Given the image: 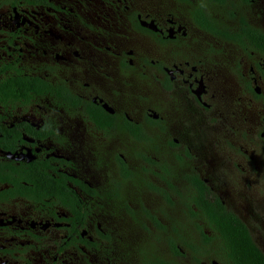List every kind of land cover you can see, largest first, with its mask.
<instances>
[{"label": "flooded vegetation", "instance_id": "obj_1", "mask_svg": "<svg viewBox=\"0 0 264 264\" xmlns=\"http://www.w3.org/2000/svg\"><path fill=\"white\" fill-rule=\"evenodd\" d=\"M178 1L0 0V264H138L141 238H148L142 224L153 234L158 229L150 216L167 224L160 210L165 202L152 188L167 187L152 167L164 161L160 153L172 165L179 151L197 157L194 169L210 192L243 219L252 218L249 202L219 191L223 178L228 180L225 171L241 173L237 184L243 186L252 178V155L227 153L233 136L242 138L245 131L248 145L264 158V134L252 139V85L258 95L264 93V72L253 64L262 59L223 36L236 30L231 20L238 8L252 24L256 3L255 21L264 28V0L226 6L220 0L198 1L205 10L211 6L206 11H214L221 24L213 33L193 27L181 10L188 6ZM136 21L162 39H179L178 44L162 48L133 27ZM198 35L209 42L206 49L214 50L219 68L203 58L171 57L187 53L188 44L202 45ZM25 79L40 81V87L3 98L8 87ZM87 105L104 111L102 122ZM30 168L37 175L25 179ZM50 181L65 194L64 204L54 205L47 196ZM32 191V198L22 195ZM176 209L170 216L178 233L170 231V238L190 243L198 226L209 232L197 210L193 219L181 200ZM63 227L78 234L71 238ZM155 243L153 257L181 262L165 243ZM185 248L181 254L193 255L195 264H217Z\"/></svg>", "mask_w": 264, "mask_h": 264}, {"label": "trees", "instance_id": "obj_2", "mask_svg": "<svg viewBox=\"0 0 264 264\" xmlns=\"http://www.w3.org/2000/svg\"><path fill=\"white\" fill-rule=\"evenodd\" d=\"M188 0H179L178 3H182L183 5H187L192 8L190 14H188L187 9L181 7L182 13L187 14L186 17L188 21L193 27H198L200 30H203L208 33H213L216 29H220V23L213 16L214 11H206L209 7L206 5V10L203 5H199L196 0L193 5L187 2ZM236 0H220L218 4H222V6H226L228 4L235 3ZM240 4H246L247 0H239ZM238 3V5H240ZM253 8V6H252ZM235 15H232V27L235 31H229L225 33L223 36L224 40L233 44L239 49L242 50H252L256 51L259 56H261L260 61L253 64L258 71L264 72V28L258 23V18L260 15L256 13V15H252V24L247 21L243 11L240 8L233 12ZM133 27L142 33H146L152 35V37L156 40V44L160 45L162 48L168 45L178 44L179 39H171L167 36L165 39L160 38L157 33L149 31L145 28H142L139 23L133 22ZM203 37L204 35L201 34ZM201 35L199 36V41L202 43L199 47H194L191 44L183 46L187 51H180L178 54H174L171 57L178 61H188L195 62L196 60L204 59L207 63L217 66L219 63L214 58L215 52L210 47L206 49L209 45L208 41H205ZM158 37V40L157 38ZM158 46H155V49H158ZM206 49L205 53H202L203 50ZM159 50H161L159 48ZM247 52V51H246ZM204 63V62H201ZM239 67L232 66L229 69L235 73L238 71ZM248 82V81H246ZM5 83V82H4ZM165 86L170 87L167 80L164 83ZM48 86V85H47ZM34 87H40V81L32 82L30 80H20L16 87H8L6 93L3 94L4 99H12V97H16V91L26 94L29 90H34ZM49 87V86H48ZM246 87L250 90L249 82L246 83ZM47 88V87H46ZM54 88V87H52ZM1 90V89H0ZM252 97L256 101L264 102V93L258 95L254 90L252 85ZM75 102V99H74ZM77 102H75L76 104ZM86 111L90 114L96 112V121L102 122L104 117L106 116L104 111L96 106H86ZM215 120L212 121V123ZM264 127V125H261ZM260 130L258 132V138L261 134ZM217 139L221 140V138ZM225 143L226 140L224 139ZM221 143V142H220ZM227 153L238 154L239 149L232 145L230 142L226 143ZM226 153V152H225ZM161 158L164 160L161 164H152L153 168L156 167L162 177L164 178V182L167 187H156L152 186L153 190L160 191V195L163 198L165 205H161L160 210L161 214L167 218V224L160 223L155 217L150 216V212L146 211L148 216L151 217L153 224L157 227L158 231L153 234L150 231L149 226L145 223L142 224L144 228V232H146L147 237L141 238V247L138 249V252L135 256V260L138 264H182V261H174L171 260H163L162 255H159L158 258L152 256V246L158 243H165V250L168 249L172 257H179L182 259L184 256L181 254V251L188 247L192 254H196L198 257L202 259H209L216 261L217 264H264V202L263 204H258L257 201L254 200V194L256 192H252V179L256 178L258 180L263 181L262 186H260L258 191V198H262L264 200V170L262 172H258L257 166L252 162V170L251 172L255 174L249 180H246L245 186H243L244 191H242L245 196L241 199L249 202L252 205V218H249V222L247 219H243L240 213H237L233 208H228L226 205L222 203V200L218 199L214 194L210 192V190L205 186V184L198 177L197 172L194 169V164L197 161V157H193L189 152L179 151V154H176L175 164L172 165L171 160H165L162 153L159 154ZM199 156V155H197ZM146 161H150V163H154L152 159L145 156ZM190 169L189 172H186V169ZM35 168H30L26 174L22 177L26 179V177L33 173L37 175V171ZM34 170V171H33ZM240 170V169H238ZM33 171V172H32ZM241 171V170H240ZM257 172V174H256ZM129 174V171L125 172V175ZM225 175L227 176L229 181L234 182V176H230L228 171H225ZM47 187V196L53 199V204L55 205L56 200L59 202H64L65 194H63L60 190V187L54 188V185L50 182L46 184ZM168 189L170 192L168 193ZM9 192V191H6ZM260 192V193H259ZM21 191L18 189L14 194H20ZM25 194L28 195L27 198H32L33 194L36 192L32 191L31 193H22L23 196ZM10 195H13L12 193ZM14 196V195H13ZM175 199L177 202L171 200V197ZM181 200L183 206L185 205L191 217L194 219L196 217L195 210L200 214L201 218L205 222V227L209 231L205 233V231H201V227H197L198 234L196 238L189 239V242L184 243L183 237H179L177 239L170 238L168 233L171 231L175 234L178 233L177 229L174 228L176 222H174L170 215L173 213H177L176 205L178 201ZM190 203L193 208L190 207ZM64 204V203H62ZM56 206H60L56 204ZM181 216V215H180ZM179 216V217H180ZM81 217H77L75 221H79ZM74 220V218H73ZM60 222L59 220H57ZM62 221H71L69 219H62ZM141 223V222H139ZM171 227V228H170ZM60 230H66L69 233V237L72 234H78L76 229H69L66 227L61 228ZM72 238V237H71ZM72 240V239H71ZM83 240V239H82ZM82 240H79L81 242ZM68 244L74 243L75 241H66ZM86 242V241H82ZM157 250L158 248L155 247ZM151 250V251H150Z\"/></svg>", "mask_w": 264, "mask_h": 264}, {"label": "rangeland", "instance_id": "obj_3", "mask_svg": "<svg viewBox=\"0 0 264 264\" xmlns=\"http://www.w3.org/2000/svg\"><path fill=\"white\" fill-rule=\"evenodd\" d=\"M257 7L260 8L258 3H256V6H254V8H252V15H256V13H258L259 9ZM253 12H255V14H253ZM261 89L264 92V87H261ZM252 101H253V99H252ZM253 102H254V104L252 105V114L254 113L256 115V120L254 118H252V121H253L252 122V139L256 140L257 139L256 137H257L258 132L260 130H262L261 135L264 134V128L261 127L262 122H263L262 119H264V118L262 117V114H260L261 113L260 110H262L260 105L264 106V102H261V101H253ZM230 123L231 124L232 123L237 124V121L231 120ZM225 126H226V124H225ZM228 133H229V129L226 126V134H228ZM243 134H244V137H242V138L233 136V139H232L233 144H234V146H236L239 149L240 154H243L246 152V153L252 155V160H253L252 162H253V164H255L257 166L256 168L258 169V172L260 173L264 170L263 155L259 152L257 147H254V146L250 147L248 145L247 138L245 137V135H246L245 131H243ZM228 154H230V153H228ZM231 155H233V154H231ZM243 167L245 170H246V168L249 169L247 162H243ZM256 174H257V172H256ZM215 176L221 178V173H216ZM252 176H255V174L252 173ZM242 177H243L242 174L238 173V171L236 170V176L234 177V182L228 181L227 179L223 178L222 181L224 182V184H222V187L220 188L219 193L220 192L226 193L229 191V192H232L238 198L245 196V194L242 192V191H244L243 185L237 184L238 181H241ZM262 182L263 181L258 180L256 178L252 179V192H256V194H254V200L253 201H257V202L259 201L258 202L259 205L263 204V202H264V200L262 198H258V196H257L259 188H260V186H262ZM244 210H246V209H244ZM246 214H247V211H246ZM180 261H182L183 264H195L194 256L191 254L188 257H183L182 259H180ZM205 264H207V263L205 262Z\"/></svg>", "mask_w": 264, "mask_h": 264}]
</instances>
